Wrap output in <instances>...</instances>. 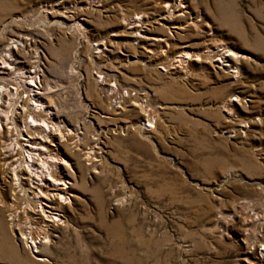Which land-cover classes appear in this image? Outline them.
Masks as SVG:
<instances>
[{
	"label": "rangeland",
	"instance_id": "rangeland-1",
	"mask_svg": "<svg viewBox=\"0 0 264 264\" xmlns=\"http://www.w3.org/2000/svg\"><path fill=\"white\" fill-rule=\"evenodd\" d=\"M168 1L0 0V63L39 71L73 177L62 222H32L0 159V264H264V0H184L171 16ZM135 12L152 19L139 42L119 27ZM184 52L178 74L162 69Z\"/></svg>",
	"mask_w": 264,
	"mask_h": 264
},
{
	"label": "bare ground",
	"instance_id": "bare-ground-1",
	"mask_svg": "<svg viewBox=\"0 0 264 264\" xmlns=\"http://www.w3.org/2000/svg\"><path fill=\"white\" fill-rule=\"evenodd\" d=\"M185 7L184 0H170L164 4L165 13L169 16ZM151 22L150 17L135 12L119 23V27L132 33L133 40L139 42L144 36L141 33L142 29ZM15 42L16 38L10 39L9 44L13 45ZM104 46V42L96 43L95 50L101 52ZM205 52L210 57L217 55L218 58L214 60V63H219L222 66L230 65L231 58H233V52L223 45H212V49H207ZM191 55L189 52L181 53L170 62V66L161 67L169 74H178L179 65L189 63V60L192 59ZM7 60L10 63H0V79H7L12 83L11 75L14 76L15 71L19 69H22L23 72L22 75L20 74L22 86H19L17 81L13 82L14 87L0 86V159L3 160L1 168L4 170L5 178L9 180L8 183L12 186L13 198L11 200H13V204L16 205L20 200L27 199L33 205L28 207L30 205L27 201V207L22 210L29 221H41L46 225L55 226L62 222L61 215L55 211L68 204L73 196L70 193L73 177L71 174L70 177L68 173L63 172L62 169L67 166V160L59 157L56 147H52L53 141L58 135L64 138L65 127L54 115L48 102L44 97H41L39 71L35 68L30 69L26 65L27 68L20 67L9 57ZM234 67L233 65L232 68ZM229 71L235 73L234 69ZM97 77V81L103 84V80L99 79L101 76ZM110 86L113 87L112 84ZM11 96H15L13 101L10 99ZM234 100L237 98H230L229 102ZM121 102L122 99L118 101L114 99L112 102L113 111L117 112L123 109L119 105ZM148 116L149 114L146 115V123H143L142 127V130L145 131L154 127L151 122L155 118ZM17 217L16 212H13L11 214L12 222L17 221ZM22 234L31 251L37 253V244L40 243L41 237L33 239L29 232Z\"/></svg>",
	"mask_w": 264,
	"mask_h": 264
}]
</instances>
